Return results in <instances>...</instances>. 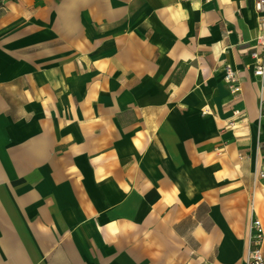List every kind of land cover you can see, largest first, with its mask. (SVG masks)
Instances as JSON below:
<instances>
[{"label": "crops", "instance_id": "1", "mask_svg": "<svg viewBox=\"0 0 264 264\" xmlns=\"http://www.w3.org/2000/svg\"><path fill=\"white\" fill-rule=\"evenodd\" d=\"M259 19L255 0H0V264H246Z\"/></svg>", "mask_w": 264, "mask_h": 264}, {"label": "built area", "instance_id": "2", "mask_svg": "<svg viewBox=\"0 0 264 264\" xmlns=\"http://www.w3.org/2000/svg\"><path fill=\"white\" fill-rule=\"evenodd\" d=\"M255 9L260 13L258 22V35L255 46L250 48V55L254 59L255 74H264V0H255ZM225 82L231 87L233 92L240 91L239 77L237 71L231 66L224 69ZM263 101L260 106L263 107ZM249 251L246 264H264V253L262 243L264 241V230L260 219L255 218L251 223L249 233Z\"/></svg>", "mask_w": 264, "mask_h": 264}]
</instances>
